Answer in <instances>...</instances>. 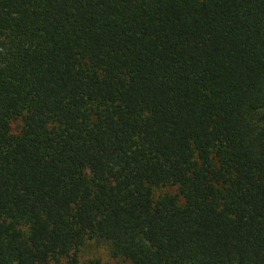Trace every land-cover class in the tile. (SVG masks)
<instances>
[{
  "label": "trees",
  "instance_id": "obj_1",
  "mask_svg": "<svg viewBox=\"0 0 264 264\" xmlns=\"http://www.w3.org/2000/svg\"><path fill=\"white\" fill-rule=\"evenodd\" d=\"M89 241L264 264V0H0V264Z\"/></svg>",
  "mask_w": 264,
  "mask_h": 264
},
{
  "label": "rangeland",
  "instance_id": "obj_2",
  "mask_svg": "<svg viewBox=\"0 0 264 264\" xmlns=\"http://www.w3.org/2000/svg\"><path fill=\"white\" fill-rule=\"evenodd\" d=\"M174 191L172 187L161 188L158 192H170ZM83 258H96L99 259L102 264H128L125 260L120 257L111 256L110 251L106 243L102 241H89L86 242L83 248Z\"/></svg>",
  "mask_w": 264,
  "mask_h": 264
}]
</instances>
